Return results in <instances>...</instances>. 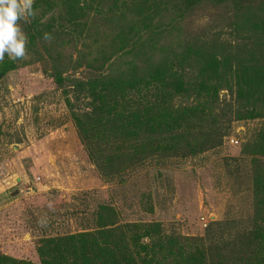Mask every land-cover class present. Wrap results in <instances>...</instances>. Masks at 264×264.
<instances>
[{"label": "trees", "instance_id": "obj_1", "mask_svg": "<svg viewBox=\"0 0 264 264\" xmlns=\"http://www.w3.org/2000/svg\"><path fill=\"white\" fill-rule=\"evenodd\" d=\"M209 6L230 10L222 15L233 40L194 32L190 19ZM32 7L34 16L18 21L26 55L0 60V81L20 67L47 66L106 182L220 145L228 115L264 119V0H33ZM101 22L110 39L91 42ZM243 152L264 157V123ZM253 161V221L262 223L264 160ZM84 220L81 231L43 239L38 262L0 255V264H264L259 226L232 238L217 222L197 238L159 221L124 222L109 204L99 205L94 227Z\"/></svg>", "mask_w": 264, "mask_h": 264}, {"label": "rangeland", "instance_id": "obj_2", "mask_svg": "<svg viewBox=\"0 0 264 264\" xmlns=\"http://www.w3.org/2000/svg\"><path fill=\"white\" fill-rule=\"evenodd\" d=\"M223 12L230 10L206 7L190 26L233 40ZM103 25L91 42L110 39ZM45 67H20L0 81V255L38 262L43 239L81 231L85 216L94 227L103 204L114 206L124 222L159 221L197 238L207 237L217 222H223L217 232L232 238L246 227L264 229V221H253V158L264 157L243 152L264 119L228 115L220 145L149 162L124 183L106 182L78 136L63 89Z\"/></svg>", "mask_w": 264, "mask_h": 264}, {"label": "clouds", "instance_id": "obj_3", "mask_svg": "<svg viewBox=\"0 0 264 264\" xmlns=\"http://www.w3.org/2000/svg\"><path fill=\"white\" fill-rule=\"evenodd\" d=\"M32 4L33 0H0V60L25 57L27 37L18 21L34 16ZM42 39L49 40V33H43Z\"/></svg>", "mask_w": 264, "mask_h": 264}, {"label": "built area", "instance_id": "obj_4", "mask_svg": "<svg viewBox=\"0 0 264 264\" xmlns=\"http://www.w3.org/2000/svg\"><path fill=\"white\" fill-rule=\"evenodd\" d=\"M236 142H238V141H236Z\"/></svg>", "mask_w": 264, "mask_h": 264}]
</instances>
